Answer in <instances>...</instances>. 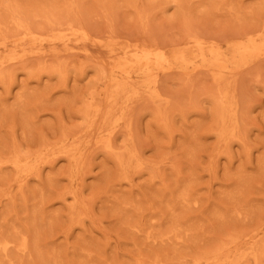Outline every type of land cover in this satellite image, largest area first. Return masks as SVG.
I'll list each match as a JSON object with an SVG mask.
<instances>
[{
	"label": "rangeland",
	"instance_id": "374dc122",
	"mask_svg": "<svg viewBox=\"0 0 264 264\" xmlns=\"http://www.w3.org/2000/svg\"><path fill=\"white\" fill-rule=\"evenodd\" d=\"M0 264H264V0H0Z\"/></svg>",
	"mask_w": 264,
	"mask_h": 264
}]
</instances>
